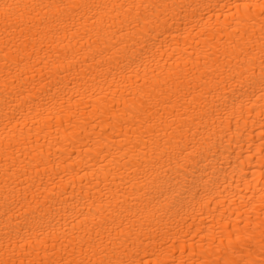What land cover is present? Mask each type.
Returning a JSON list of instances; mask_svg holds the SVG:
<instances>
[{"label":"bare ground","instance_id":"1","mask_svg":"<svg viewBox=\"0 0 264 264\" xmlns=\"http://www.w3.org/2000/svg\"><path fill=\"white\" fill-rule=\"evenodd\" d=\"M0 264H264V0H0Z\"/></svg>","mask_w":264,"mask_h":264}]
</instances>
